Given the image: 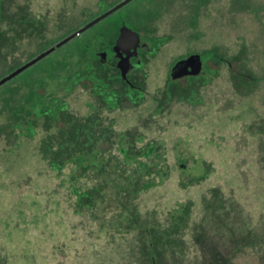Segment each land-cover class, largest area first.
Wrapping results in <instances>:
<instances>
[{
	"label": "rangeland",
	"instance_id": "rangeland-1",
	"mask_svg": "<svg viewBox=\"0 0 264 264\" xmlns=\"http://www.w3.org/2000/svg\"><path fill=\"white\" fill-rule=\"evenodd\" d=\"M120 1L0 0V79ZM0 264H264V0H133L0 87Z\"/></svg>",
	"mask_w": 264,
	"mask_h": 264
},
{
	"label": "water",
	"instance_id": "water-1",
	"mask_svg": "<svg viewBox=\"0 0 264 264\" xmlns=\"http://www.w3.org/2000/svg\"><path fill=\"white\" fill-rule=\"evenodd\" d=\"M132 1L133 0H121L120 2L116 3L115 5H113L112 7H110L106 11H104L103 13L99 14L98 16H96L95 18H93L92 20L87 22L85 25H83L82 27H80L76 31H74L72 34H70L67 37H65L64 39H62L59 43H57V45L49 48L48 50H46L45 52L41 53L39 56H37L36 58L31 60L27 64L22 66L21 68H18L16 71L11 73L10 75H8V76L4 77L3 79H1L0 80V85L5 83L7 80L12 78L13 76L17 75L19 72H21L22 70H24L28 66L34 64L35 62H37L38 60H40L44 56H46L49 53H51L57 47L62 46L63 44H65V43L69 42L70 40H72L73 38H75L76 36L80 35L81 33L85 32L86 30L92 28L93 26H95L96 24H98L99 22H101L102 20H104L105 18H107L108 16H110L111 14H113L117 10L121 9L122 7L126 6L127 4H129ZM127 30H129V28L127 26L121 27V32L125 36H126L125 31H127ZM132 36H133L132 40H133V42H135L136 39H138L139 35L134 34ZM124 39L122 40V42H124ZM127 41L129 42V38L128 37H127ZM125 46H127V45L122 43V45H120L119 48H116L118 56H122L121 55V50H122V48L125 49ZM132 54H134V53H132ZM123 58H124L123 60H126V61H128V59H129V58L126 59L125 57H123ZM187 61H189V63L191 65L196 67V69L193 72H191V73H195L196 74V73H199L201 71V69H202L201 68V62H200L201 58H200L199 55H191L190 57L187 58ZM183 66H184V61L177 62L176 65L173 67L172 75H174V76L188 75V73L182 69ZM127 71H128V66H126V68L123 69L122 75L126 76Z\"/></svg>",
	"mask_w": 264,
	"mask_h": 264
},
{
	"label": "trees",
	"instance_id": "trees-1",
	"mask_svg": "<svg viewBox=\"0 0 264 264\" xmlns=\"http://www.w3.org/2000/svg\"><path fill=\"white\" fill-rule=\"evenodd\" d=\"M112 7V6H111ZM110 7H108V8H106L105 9V11L107 10V9H109ZM109 17V16H108ZM106 19V18H105ZM103 21V20H102ZM123 26H126L125 24H123L122 25V27ZM76 31V30H75ZM87 31V30H86ZM73 33V32H72ZM72 33H70V34H72ZM84 33V32H83ZM83 33H81L80 35H78V36H76L75 38H77V37H79V36H81ZM69 34V35H70ZM68 36V35H67ZM66 36V37H67ZM65 38V37H64ZM63 38V39H64ZM75 38H73V39H75ZM72 39V40H73ZM62 40V39H61ZM61 40H59V42L61 41ZM72 40H70L69 42H71ZM58 42V43H59ZM69 42H67V43H65V44H63L62 46H59V47H57L54 51H52L51 53H49L48 55H46V56H44L43 58H41L40 60H38L37 62H35L34 64H32V65H30V66H28L27 68H25L24 70H22L21 72H19L17 75H15V76H13L12 78H10L9 80H7L5 83H3V84H1L0 85V87H2V86H4V85H7V84H9V83H11L12 81H14L15 79H17L19 76H21L22 74H24L25 72H27V71H29L30 69H32V68H34L35 66H37L38 64H40L41 62H43L46 58H48L49 56H51L52 54H54L55 52H57V51H59L60 49H62L65 45H67ZM55 45H57V44H55ZM55 45H53V46H55ZM53 46H51V47H53ZM50 47V48H51ZM49 49V48H48ZM48 49H46V50H48ZM46 50H44V51H42V52H40V53H38V54H36V55H34L32 58H30L28 61H26V62H24V63H22V64H20V65H18L17 67H15V68H13L12 70H10L6 75H4L1 79H3L4 77H6V76H8V75H10L11 73H13L14 71H16L18 68H21L22 66H24L25 64H27L28 62H30L31 60H33L34 58H36L37 56H39L41 53H43V52H45ZM200 56V58L201 59H204V56H202V55H199ZM201 71H202V69H201ZM127 75V74H126ZM171 76H172V79H179L180 77H184L185 75H182V76H174V75H172L171 74ZM125 80H127L126 79V76H122ZM0 79V80H1Z\"/></svg>",
	"mask_w": 264,
	"mask_h": 264
}]
</instances>
